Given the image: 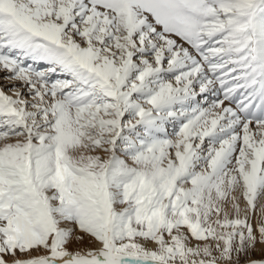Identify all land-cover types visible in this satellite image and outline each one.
<instances>
[{
    "label": "snow or ice",
    "instance_id": "1",
    "mask_svg": "<svg viewBox=\"0 0 264 264\" xmlns=\"http://www.w3.org/2000/svg\"><path fill=\"white\" fill-rule=\"evenodd\" d=\"M0 264H264V0H0Z\"/></svg>",
    "mask_w": 264,
    "mask_h": 264
}]
</instances>
